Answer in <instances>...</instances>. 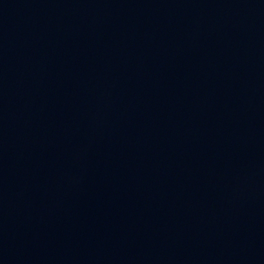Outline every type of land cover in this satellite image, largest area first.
Instances as JSON below:
<instances>
[{"label":"water","instance_id":"1","mask_svg":"<svg viewBox=\"0 0 264 264\" xmlns=\"http://www.w3.org/2000/svg\"><path fill=\"white\" fill-rule=\"evenodd\" d=\"M0 264H264V0H0Z\"/></svg>","mask_w":264,"mask_h":264}]
</instances>
